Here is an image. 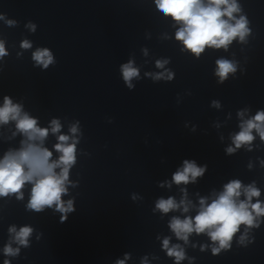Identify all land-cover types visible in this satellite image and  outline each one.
Wrapping results in <instances>:
<instances>
[{
    "label": "clouds",
    "instance_id": "clouds-1",
    "mask_svg": "<svg viewBox=\"0 0 264 264\" xmlns=\"http://www.w3.org/2000/svg\"><path fill=\"white\" fill-rule=\"evenodd\" d=\"M155 4L165 16H170L180 24L176 39L197 57L206 47L226 50L233 40L239 39L244 42L250 33L246 16L241 15L237 18L234 15L241 11L236 0H155ZM0 19H3V16H0ZM7 23L12 25L15 21L9 20ZM31 27L34 30L35 26ZM21 46L27 49L31 44L25 40ZM6 54L3 42H0V57ZM33 60L44 69L54 63L53 55L47 48L37 49L33 53ZM165 63L167 61L157 60L156 67L162 68ZM216 64V75L220 77L221 83L227 79L229 73L236 71V65L232 61L219 59ZM121 71L124 83L132 89L134 86L131 81L139 77V70L133 66L132 61H129L121 66ZM163 77V73H157L153 79L160 80ZM172 77L173 73L169 72L167 79L171 80ZM239 115L242 117L244 113L241 112ZM10 121L15 122L17 132L25 139L21 140V147L18 150H9L0 159V197L15 194L17 199H23L22 189L25 184H31L27 208L39 213L46 208L54 207L55 211L61 213L60 222H65L67 214L75 211L73 200L65 202L62 197L68 193V185L71 183L69 172L76 163L78 124L70 127L71 136L58 135L54 149L60 155L53 159V152L44 146V141L49 131L52 134L60 132L62 126L58 119L51 121L50 128H42L36 118L23 111L21 104H14L9 96H5L3 105L0 106V124H8ZM240 129L232 137L234 147L226 149L228 154L234 153L242 145H251L255 139L253 131L259 135L261 141H264V111H257L255 116L243 121ZM204 172L205 167H198L195 161L186 159L183 167L173 174L172 181L177 185H186L195 182L197 177H202ZM182 191L185 196L179 203L172 197L161 198L156 202V209L167 214L182 208L184 213H188L192 205L186 199V190ZM242 194L245 196L244 200L240 199ZM260 195V190L254 185L245 187L241 181L232 180L224 185L223 191L210 203L206 198H201L194 217L185 216L183 219L172 217L169 228L177 239L185 243L193 232L206 233L211 241L218 245L212 247V254L217 255L222 249L231 247V241L242 224L246 228L259 227L257 218L264 216V204L259 200L252 203V199ZM8 231L14 234L15 243L24 247L29 246V237L33 232L31 227L24 226L17 231L16 227L12 226ZM244 239L245 237L241 236L240 242L243 243ZM169 245V238H165L163 248L167 255L174 257L176 264H179L185 259L183 248L179 244L171 247ZM19 251L20 248H13L11 242L3 249L6 257L17 256ZM4 264H10V261L5 259ZM116 264H125V261L118 260Z\"/></svg>",
    "mask_w": 264,
    "mask_h": 264
}]
</instances>
